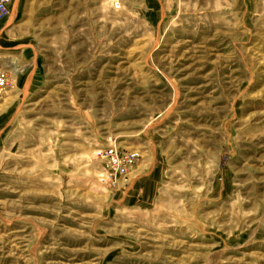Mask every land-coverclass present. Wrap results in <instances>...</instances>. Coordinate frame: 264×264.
Segmentation results:
<instances>
[{"label":"rangeland","instance_id":"1","mask_svg":"<svg viewBox=\"0 0 264 264\" xmlns=\"http://www.w3.org/2000/svg\"><path fill=\"white\" fill-rule=\"evenodd\" d=\"M0 75V264H264V0H11Z\"/></svg>","mask_w":264,"mask_h":264},{"label":"built area","instance_id":"2","mask_svg":"<svg viewBox=\"0 0 264 264\" xmlns=\"http://www.w3.org/2000/svg\"><path fill=\"white\" fill-rule=\"evenodd\" d=\"M10 2L11 0H0V17L4 16L7 13ZM115 6H117L116 3ZM7 88V80L2 75H0V93L5 91ZM103 156V158L107 160L110 166L113 168L115 167L117 170H121L124 166L123 164H121V160L114 149H108L107 151L103 152Z\"/></svg>","mask_w":264,"mask_h":264}]
</instances>
